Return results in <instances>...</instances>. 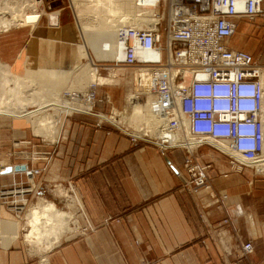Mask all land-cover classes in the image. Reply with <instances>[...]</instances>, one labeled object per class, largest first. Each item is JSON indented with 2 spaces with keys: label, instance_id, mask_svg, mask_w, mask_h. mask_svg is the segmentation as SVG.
Segmentation results:
<instances>
[{
  "label": "crops",
  "instance_id": "0c3cea01",
  "mask_svg": "<svg viewBox=\"0 0 264 264\" xmlns=\"http://www.w3.org/2000/svg\"><path fill=\"white\" fill-rule=\"evenodd\" d=\"M54 7L61 10L59 28L42 16L35 25L0 31V61L18 74L54 73L65 85L69 80L64 77L86 61L80 56L82 44L92 64L101 67L110 60L95 57L71 0H57ZM261 19H256L259 25ZM246 20H239V28ZM229 44L257 49L233 38ZM113 89L105 87L103 94L114 95ZM9 115H0V155L12 148L14 135L32 137L29 126L11 117L24 116ZM96 120L90 114L70 118L68 132L53 147L55 159L47 168L46 163L34 165L46 169L35 178L42 179L40 191L28 197L22 211L0 204V264H264V177L251 170L232 171L224 155L203 146L197 157L211 164L209 187L184 186L170 165L184 171L183 150L164 155L153 144L132 143L107 124L97 126ZM1 166L0 203L1 191L24 181L26 174L15 165L6 172L9 162ZM67 181L69 190L62 189L71 198L68 202L47 188ZM42 199L71 214L74 229L28 240V221ZM247 242L254 250L244 255Z\"/></svg>",
  "mask_w": 264,
  "mask_h": 264
},
{
  "label": "built area",
  "instance_id": "2783aa9c",
  "mask_svg": "<svg viewBox=\"0 0 264 264\" xmlns=\"http://www.w3.org/2000/svg\"><path fill=\"white\" fill-rule=\"evenodd\" d=\"M38 1L41 17L61 12L54 7L57 0ZM154 7L159 8L155 21L122 29L123 57L116 61L152 73L153 111L163 121L157 141L152 142L164 155L172 149L184 151V171L170 161L184 186L209 187L211 164H202L197 157L203 146L224 155L234 172L252 170L264 176V166L258 165L264 158V65L250 51L229 44L239 20L264 21V0H156ZM48 23L56 28L60 20L50 24L48 16ZM90 98L89 102L94 92ZM92 111L87 114L94 115ZM175 133L185 139L172 142ZM131 138L138 144L139 137ZM30 142L13 138L14 147L26 149L20 151L22 161L9 162L11 167L26 163L31 171L24 174V181L1 191L2 203L15 211H22L28 197L41 188V183L34 184L42 170L32 165L36 159L27 151ZM253 250L251 242L242 245L244 255Z\"/></svg>",
  "mask_w": 264,
  "mask_h": 264
},
{
  "label": "rangeland",
  "instance_id": "374dc122",
  "mask_svg": "<svg viewBox=\"0 0 264 264\" xmlns=\"http://www.w3.org/2000/svg\"><path fill=\"white\" fill-rule=\"evenodd\" d=\"M21 1H23V0H0V6L1 7L5 6V5H6V7L10 6V9L7 8L9 13L7 12V9L6 10L0 9V13L2 11H6V13L3 12L2 14H0L1 15L0 16V18H1L0 19V31H7L10 28L15 27V26L21 27V26L28 25V24H23V23L21 25L19 21H14V20H12V22L10 21L12 19V18H10V17H12V15L13 16L19 15L18 10L20 11V14L25 12V14L32 16V18H37V22L40 20L39 16L41 17L42 4L39 3L38 0H35V3L31 2V5L34 3V6L31 7V5L25 4V6H24L25 8L22 5V7L19 9L16 5L18 4L20 7L19 3H21ZM71 2L73 4V0H71ZM12 8H14V9H12ZM15 8H16V10H15ZM74 8H75V6H74ZM121 11L122 10H120V12ZM16 12H17V14H16ZM76 12H78V11H76ZM4 14H6V16H3ZM58 14H59V12L55 13L54 15L53 14L51 15L50 13L48 14L49 19H50V24L55 22L56 20H58V18H59ZM76 15H77V19L78 18L80 19V20L78 19V25H79V23H81V24L84 23L83 26H85V27L86 26L89 27V25L91 27H93V25L97 26L99 23V25L97 26L98 29L94 26L96 30H99L100 24L102 23L101 24V27H102L104 24L103 22H105V20H106V15L104 13V10L102 11L101 9L100 10H93L90 8L89 10H85L84 13L82 12L81 16L78 14H76ZM44 16L48 17L47 15H44ZM17 18H19V17H17ZM21 18H22V16H21ZM38 18H39V20H38ZM259 18H261V17H259ZM110 19H112V17H110ZM246 21H248V22H246ZM246 21L242 22L237 33L234 35L233 40L235 39L237 42H239L241 44H244L245 42H247V44L249 46H257V49L255 51H253V52L250 51V52L253 53L254 58L257 61V63L264 65V22L259 25V22L257 20H253V21L246 20ZM249 22H253V24H251ZM11 23H13V24H11ZM85 23H86V25H85ZM255 25L258 26L259 28L255 27ZM253 27H254V29H256V32H253V33L251 32L250 34H248V32L251 31ZM84 59H86V58H83V60ZM88 60L89 59H86V61L83 62V64L79 67V69L72 70L73 73H72V71H70L68 76L64 77V79L67 78L69 80V82L65 85H62V82H60V79L57 78V75H54V73H50V72L49 73L48 72L47 73L30 72L29 76H27L28 73L25 74L27 77L25 75L20 74L21 76H19V77H21L20 78L21 80L18 79V81H20L23 86L21 88L20 87L18 88L15 86L16 88H18L17 91H19V93H18V95H16L17 96L16 97L14 95V93L11 92L12 87L14 85L12 83V80L9 81L10 84L8 82H4V81L0 83V99H1L0 103H1V105L2 106L4 105V107H6L5 106V104H6L7 107H11L13 110L15 109L16 111L17 110L19 111V109L23 110L22 106H24V109H27V108L32 109V108H35V104L37 102H42L44 100L46 102V101H50V100L55 99V98H56V100L60 98V100L68 102L70 100L65 99V98L71 97L72 99H74V95H76V94H77L76 96H78L79 94H82V95L79 99L75 98L70 103H67V104L62 103V105L68 108L71 104H74L76 101L77 102L81 101V103L85 105L86 109L88 108V107H86L87 105H90V107H91V109L88 108L87 111H86V109H84L83 112L71 111V112H69V114L72 112H73V114L72 115L67 114L66 117H64V115L67 112H61L62 109L61 110L59 108L55 109L53 107L46 109L48 111H47V113H45V111H44V113L48 114L49 118L52 117L54 119L53 121L51 120L52 123H54L56 121V123H55L56 125H54V127H52L50 129V133L52 135H49V134L48 135H41V134H45V133H41L38 135L35 132V129L32 128L33 127V123H32L33 117L32 116H29V115L25 116L24 115V117L17 118L15 116L9 115V116L13 117L15 119V121H17V122L23 121L24 124H26L27 126H29L32 129V137L27 139V140L31 141L30 145L27 147V148H29L27 151L33 153V158L35 157L34 159H36V161H34L32 163L33 167H35L34 165L36 163L41 162V163H46V168H47V164L50 161L54 160L55 156L57 155V151H55V148H53L54 145H56L55 143H57V141H60V137H62L63 135L65 136L66 130L68 132V125L70 122V118L76 114H87V113L91 112L92 110H93L92 112L94 114L92 116L97 119L96 120L97 126H102L104 124H107L113 130L121 131L122 133L127 135V137H130L131 141H132V138H131L132 136H137L140 138V140L138 141V144L139 143H150V144L155 145L154 142H152V139L150 137L157 136V135H156V133H154V131H155L154 127L151 126L152 127L151 128L150 126H148V123H154V121L157 122V120L155 117L152 118L151 114H150L151 113V97L148 98L149 96L147 95L145 90L137 85V82H138L137 78L139 76L138 75L139 70H136L133 67L116 65L118 63L116 61H113V60H111L110 62H106L105 65H103L101 67H98L97 65L94 64V66L97 67V72H96L97 81H100L101 78H110L111 81H109L108 84H101V83L96 82V81L91 82V80L89 79L88 82H90V83H88V85H89L88 88H90V89H88L86 86L87 85L86 82L88 79L87 74L90 75V73L87 72V68L85 67V64L88 62ZM79 70H82V71H79ZM9 71H10L11 78H14V80H16L15 78H17L18 77L17 75H19V74L13 72L11 69H9ZM77 72L78 73L80 72V73L84 74V76L87 77L85 80L82 79L83 77L81 78V80H83L82 81L83 83L78 82L79 76L77 75L78 74ZM80 76H82V75H80ZM81 80H79V81H81ZM72 83L75 85H73ZM1 84L2 85L8 84V85L2 86ZM56 84H57L58 88L55 87ZM83 84L84 85L86 84L85 87L87 89L84 87ZM76 85H79V87L82 86V87H84V89L82 87L77 88ZM69 87H70V90H69ZM105 87L114 88L113 90L115 91V94L114 95L111 94L113 91L110 92L111 95L103 94L104 92L102 89ZM56 88L58 89V92L55 91ZM67 88H68V90H67ZM72 88H73V90H72ZM42 90H43V92H42ZM71 90L72 91L77 90L78 92H75V94H73V97H72V94H71L72 91ZM54 91L57 93L54 94L53 93ZM93 92H94V99L89 102L88 99L91 97V93H93ZM141 92L143 93V95ZM132 95H136L137 97H139L137 100H139L140 103L131 108L129 97ZM42 96H43V98H42ZM141 96H143V97L141 98ZM17 98H19L21 100H19V99L17 100ZM37 99H38V101H37ZM19 105H21V106H19ZM20 113H22V112H20ZM0 115H8V113L7 114H0ZM39 116H41V114ZM55 118H57V119L59 118L58 121H57V119L55 120ZM52 123L48 124V126L51 125ZM146 127H147V130H148V128H149V130L151 129V132H148V134H146V133L143 134L142 129H145ZM52 130H53V132H52ZM17 137L20 138L18 135H14L12 138H17ZM21 139H23V138H21ZM41 145H45V146L43 147ZM11 147L12 148L10 150H8L7 152L1 153L0 163H7V162H10L11 160H12V162L22 161L20 151L25 150L26 149L25 146H23V147L15 146L16 147L15 148L13 146V140H11ZM36 168L41 169L42 170L41 172H43V170L46 169L45 167L44 168L36 167ZM257 176L258 177H264V176H260V175H257ZM41 180L42 179L40 177H39V179H35L34 184L36 185V184L41 183L42 182ZM61 184H64V185H61ZM57 185H61L63 189L69 190L70 182L69 181H67V183L56 182V183H53L52 185H49L47 188L49 190H51V192H52L56 188ZM44 188L45 187H43V189ZM46 191L48 192V190H46ZM2 202H3V200L1 199L0 204L4 205ZM61 206L64 207L65 204L62 202ZM56 208L58 209V207H56Z\"/></svg>",
  "mask_w": 264,
  "mask_h": 264
},
{
  "label": "bare ground",
  "instance_id": "6f19581e",
  "mask_svg": "<svg viewBox=\"0 0 264 264\" xmlns=\"http://www.w3.org/2000/svg\"><path fill=\"white\" fill-rule=\"evenodd\" d=\"M31 2L35 3V0H23V1H21V3H19L20 7L18 4L16 6L20 9L22 7V5H23V7L25 6V4L31 5ZM155 2H156V0H144V2H143V0H73V5L75 6V10L77 9L76 11H78V12H76V14H78L80 16H81L82 12L84 13L85 10H89L90 8L93 10H100V9L102 11L104 10V13L106 15V20H105V22H103L104 24L102 27H101L102 23L100 24L99 30L95 29V27L97 28L99 23L97 26L93 25V27H91L89 25V27L88 26L85 27V26H83L84 23L82 21L81 22L83 24L79 23V28H80L81 33L83 34L84 39L87 41L89 46L93 49L95 57L97 59L119 61L123 57V48H124L123 41H122L121 36H120L122 29H124L125 27L137 26L138 24L147 25V24H149V22L151 20L155 21V15L154 14H155V12H157L159 10L158 7H154ZM34 3L31 5V7L34 6ZM7 8L10 9V6H8V7H6V5L3 7L0 6V9H2V10L3 9L6 10ZM12 9H14V8H12ZM15 10H16V8H15ZM120 10H122V11L120 12ZM3 12L6 13V11H2L0 14H2ZM7 12H8V9H7ZM18 12H19V15H16V16L12 15V17H10V18H12L10 20L11 22H12V20L19 21L21 25H22V23L23 24H33V25H35L37 23V18H32V16L25 14V12L20 14L19 10H18ZM57 12H60V11L52 12L50 14L54 15ZM16 14H17V12H16ZM3 16H6V14H4ZM21 16H22V18H21ZM58 16H59V14H58ZM17 17H19V18H17ZM110 17H112V19H110ZM39 18H40V16H39ZM39 18H38V20H39ZM11 24H13V23H11ZM85 25H86V23H85ZM80 51H81L80 56L82 59L83 58L89 59L88 62L85 64V67L87 68V72L90 73V75L87 74V76H88V79L86 82L87 85L85 84L87 86V88L89 86L88 83H90V82H88L89 79L91 80V82L96 81V82H99L101 84H108L109 81H111L110 78H101L100 81H97V76H96L97 67L91 63L92 57L88 54L84 44H82L80 46ZM116 65H120V64H116ZM9 69H10L9 65L2 63L0 61V83L3 81L9 83V81L12 80V83L14 85L12 87L11 92H13L14 95L16 96L19 93V91H17V89L19 87L21 88L23 86L21 84V82L18 81V79L21 78L19 76L25 75V74H21V75L16 74L19 78L17 77V78H15L16 80H14V78H11V76H10ZM136 70H139V73H138L139 76L137 78L138 79L137 85L145 90V92L149 96L148 98L151 97V113L150 114H151L152 118L153 117L156 118L157 122L154 121V123H148V126L154 127V129H155L154 133H156L157 136H153L150 138L152 139V141L156 142L159 135H160L159 129H160V126L162 125L163 121L153 111L154 95L150 92V86H152V83H153L152 73L150 71H146L143 69H137L136 68ZM79 71H82V70H79ZM29 73L30 72H28V74L26 73L27 76H29ZM72 73H73V71H72ZM77 75L79 76V77L77 76L79 78V80H81L82 77H83L82 79H84V80L87 78L86 76H84V74H82L80 72ZM80 75H82V76H80ZM261 75H262V78L264 79V71L262 72ZM79 80H78V82L83 81V80H81V81H79ZM6 85H8V84L2 85V86H6ZM73 85H75V84H73ZM85 85H84V87H85ZM15 86L18 88H16ZM76 86H77V88L79 87V85H76ZM55 87H57V84ZM80 87H82V86H80ZM84 87H82V88L84 89ZM57 88L55 91L58 92ZM88 89H90V88H88ZM67 90H68V88H67ZM69 90H70V87H69ZM72 90H73V88H72ZM55 91L53 92L54 94L57 93ZM42 92H43V90H42ZM75 92H78V91L74 90L71 92L72 97H73V94H75ZM42 98H43V96H42ZM69 98L70 97L65 98V99L69 100ZM129 98H130V100H129L130 101V107H132V103L133 104L134 103H140V101L137 100L139 97H137L136 95H132ZM18 99L19 98H17V100ZM74 99H75V97H74ZM19 100H21V99H19ZM37 101H38V99H37ZM0 102H1V99H0ZM70 102L71 101H68V102L62 101V100H60V98L56 100V98H55V99H52V100L46 101V102H45V100L42 102H37L35 104V108H32V109H30V108L24 109V106H22L23 110L19 109V111L18 110L16 111L15 109L13 110L11 107H7L6 104H5L6 107H4V105L2 106L0 103V113H4V114L8 113L10 115L13 114L16 116H24V115L25 116L26 115L32 116L33 117V122H32L33 128L35 129V132L38 135L41 133H45V134H41V135H48V134L52 135L50 133V129L52 127H54V125H56L55 124L56 121L54 123H52V121L54 119L52 117L49 118L48 114H45L48 111L46 109H48L50 107H53L55 109L59 108L60 110L62 109L61 112H67V113H69L71 111L83 112L84 109H86L85 105L82 104L81 101H79V102L76 101L74 104H71L68 108L62 105V103L67 104ZM19 106H21V105H19ZM86 107L91 109L90 105H87ZM87 109H86V111H87ZM44 111H45V113H44ZM20 112H22V113H20ZM40 114H41V116H39ZM56 119L57 118H55V120ZM58 119H57V121H58ZM50 123H52V124L48 126V124H50ZM52 132H53V130H52ZM142 132H143V134H145V133L148 134V132H151V129L149 130V128H148V130H147V127H146L145 129H142ZM171 136H173L172 142L185 139V136L182 135V133H175L174 135H171ZM218 143L223 144V142H218ZM25 164H23L24 168L22 170H25V173L27 174V172L31 171V168H29L28 166L26 167ZM258 165L264 166V158L262 161L258 162ZM34 177H35V174H33V176L30 175L29 178H30V180L33 181ZM61 188L62 187H56L53 190V194L55 196L61 197L62 199H64L65 201L68 202L71 198L69 197V195L64 194L65 192ZM56 207L57 206L54 203V201L47 200V201L43 202V199H42V202H39V204L34 206V210L32 212L31 218L28 221V224L31 226V231L27 235L28 240H32L35 238L37 239L39 237L42 238L43 236L47 237L48 235L53 233L55 230H56V232H58V229L61 230V228H62V230L66 229L67 232L72 231L74 229V225H75L74 220L75 219L71 216V214L69 215V213L65 214L64 212H58L57 211L58 209ZM51 225H52V227H51ZM54 237H56V236H54ZM47 238H49V237H47ZM54 239L57 240V237ZM48 242H49V240H48Z\"/></svg>",
  "mask_w": 264,
  "mask_h": 264
},
{
  "label": "water",
  "instance_id": "95a60500",
  "mask_svg": "<svg viewBox=\"0 0 264 264\" xmlns=\"http://www.w3.org/2000/svg\"><path fill=\"white\" fill-rule=\"evenodd\" d=\"M23 168H24V165L16 166L17 170H20V169H23ZM12 170H13L12 167H8L6 172H11Z\"/></svg>",
  "mask_w": 264,
  "mask_h": 264
}]
</instances>
